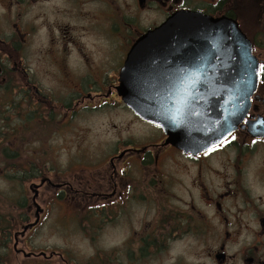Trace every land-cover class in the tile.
Masks as SVG:
<instances>
[{
    "label": "flooded vegetation",
    "instance_id": "flooded-vegetation-1",
    "mask_svg": "<svg viewBox=\"0 0 264 264\" xmlns=\"http://www.w3.org/2000/svg\"><path fill=\"white\" fill-rule=\"evenodd\" d=\"M181 13L234 21L264 64V0H0V124L12 125L16 142L33 124L45 139L82 111L117 106L155 132L135 135L127 122L107 162L85 169L91 177L78 184L45 164L38 192L47 185L59 201L91 206L95 228L82 230L84 240L122 218L121 244L83 264H264V73L247 113L221 136L231 142L209 155L189 149L188 139L168 142L120 95L134 45ZM28 158L27 167L14 161L23 172L32 169ZM55 256L70 264L64 252L42 257Z\"/></svg>",
    "mask_w": 264,
    "mask_h": 264
},
{
    "label": "water",
    "instance_id": "water-1",
    "mask_svg": "<svg viewBox=\"0 0 264 264\" xmlns=\"http://www.w3.org/2000/svg\"><path fill=\"white\" fill-rule=\"evenodd\" d=\"M223 23L177 14L143 35L129 54L120 95L136 115L161 127L168 142L175 136L188 139L189 149L216 143L248 111L259 80L248 64L258 70V63L238 25L231 20ZM206 38L214 39V49ZM38 187L31 186L36 220L26 224L21 235L40 222ZM21 252L26 257L47 256L45 251Z\"/></svg>",
    "mask_w": 264,
    "mask_h": 264
},
{
    "label": "rangeland",
    "instance_id": "rangeland-1",
    "mask_svg": "<svg viewBox=\"0 0 264 264\" xmlns=\"http://www.w3.org/2000/svg\"><path fill=\"white\" fill-rule=\"evenodd\" d=\"M127 122L130 126L129 132L135 135L155 133L137 125L132 115L119 106L88 113L82 111L72 126L61 131V135L45 139L34 135L36 132L40 134L42 127L38 129V125L33 124L32 130H27L30 134L26 138H18L19 141L16 142L10 133L12 125L0 124V212L10 214L16 221L11 230L12 237L8 246L10 253L0 249V264H64L59 256L51 260L42 256L26 257L21 250L37 254L41 251L47 254L52 251L64 252L70 264H83L95 250L104 252L121 244V216L117 217L113 228V224L106 221L100 234H97V240H84L85 232L82 230L95 228L91 215H88L91 206L70 202L71 199L59 201L55 198L56 190L47 185L39 188L36 198V202L43 208L40 222L34 228L28 229L24 235H21L20 231L26 224L36 220L37 207L33 201L34 192L31 186L41 183L43 175L47 172L45 164H49L52 174L60 172L61 176L74 184H78L81 176L83 179H89L90 170L85 169H94L107 162L113 150L118 147L117 133L126 132L120 131L126 127ZM57 132L56 130L55 133ZM21 148L28 150V156L24 152L23 156L18 154L13 158L11 150ZM26 158L31 160L32 164L33 170L29 172H23L22 166L18 165V162H22L27 167ZM15 160L18 162H14ZM12 165L17 170H12ZM19 196L25 197L27 204L24 208H12L11 206H16V198ZM21 215L26 216L27 220H22ZM16 233L19 252L15 249Z\"/></svg>",
    "mask_w": 264,
    "mask_h": 264
},
{
    "label": "trees",
    "instance_id": "trees-1",
    "mask_svg": "<svg viewBox=\"0 0 264 264\" xmlns=\"http://www.w3.org/2000/svg\"><path fill=\"white\" fill-rule=\"evenodd\" d=\"M16 199H17V204L16 206L15 205L11 206L12 208H17V207L24 208L25 207L24 205L27 204V201L23 196H19V198ZM20 218L24 221L27 220L26 216L23 215H21ZM14 219L15 217L10 216V214L0 212V249H4L7 254L10 253V251L8 250L9 249L8 246L11 242V237H12L11 230L13 229L14 225H16V221ZM1 256L2 254L0 255V259Z\"/></svg>",
    "mask_w": 264,
    "mask_h": 264
},
{
    "label": "snow or ice",
    "instance_id": "snow-or-ice-1",
    "mask_svg": "<svg viewBox=\"0 0 264 264\" xmlns=\"http://www.w3.org/2000/svg\"><path fill=\"white\" fill-rule=\"evenodd\" d=\"M206 39L208 40L209 46L214 49L216 47L214 39L213 38H206ZM248 67L251 68V71L256 75H259L260 73H264V64H260L258 70L256 68H253L251 63L248 64ZM232 139L234 140L235 137H232ZM230 142L231 141L228 140L227 138H223L217 140L215 144L197 145L194 148V151H203L204 155H209L211 152L218 150L219 147ZM253 143H255V141H253ZM191 154L192 153L189 152V155Z\"/></svg>",
    "mask_w": 264,
    "mask_h": 264
}]
</instances>
